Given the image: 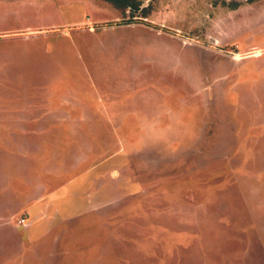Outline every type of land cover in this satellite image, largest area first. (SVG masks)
I'll return each mask as SVG.
<instances>
[{
    "label": "rangeland",
    "instance_id": "rangeland-1",
    "mask_svg": "<svg viewBox=\"0 0 264 264\" xmlns=\"http://www.w3.org/2000/svg\"><path fill=\"white\" fill-rule=\"evenodd\" d=\"M140 2L0 0V264H264V0Z\"/></svg>",
    "mask_w": 264,
    "mask_h": 264
},
{
    "label": "trees",
    "instance_id": "trees-1",
    "mask_svg": "<svg viewBox=\"0 0 264 264\" xmlns=\"http://www.w3.org/2000/svg\"><path fill=\"white\" fill-rule=\"evenodd\" d=\"M103 1L111 4L114 8L123 11L124 14L126 13V10L128 9L130 16H133L136 12L143 11V9L140 10V7H141L140 0H103ZM254 1L256 0H247L248 3H252Z\"/></svg>",
    "mask_w": 264,
    "mask_h": 264
},
{
    "label": "crops",
    "instance_id": "crops-1",
    "mask_svg": "<svg viewBox=\"0 0 264 264\" xmlns=\"http://www.w3.org/2000/svg\"><path fill=\"white\" fill-rule=\"evenodd\" d=\"M237 55H239V54H237Z\"/></svg>",
    "mask_w": 264,
    "mask_h": 264
}]
</instances>
